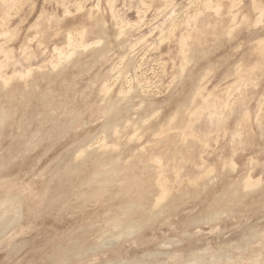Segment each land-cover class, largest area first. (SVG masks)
Masks as SVG:
<instances>
[{
    "label": "rangeland",
    "instance_id": "obj_1",
    "mask_svg": "<svg viewBox=\"0 0 264 264\" xmlns=\"http://www.w3.org/2000/svg\"><path fill=\"white\" fill-rule=\"evenodd\" d=\"M0 210V264H264V0H0Z\"/></svg>",
    "mask_w": 264,
    "mask_h": 264
},
{
    "label": "bare ground",
    "instance_id": "obj_2",
    "mask_svg": "<svg viewBox=\"0 0 264 264\" xmlns=\"http://www.w3.org/2000/svg\"><path fill=\"white\" fill-rule=\"evenodd\" d=\"M15 198H16V197H15ZM10 199H11V198H10ZM12 199H13V198H12ZM8 200H9V199H8ZM25 205H26V204H25ZM12 207H13V206H12ZM216 208H217V207H216ZM214 210H216V209H214ZM0 211H2V210H0ZM5 211H6V210H5ZM201 211H202V210H201ZM2 213H3V212H2ZM7 213H8V212H7ZM7 213H6V215H7ZM9 214H10V213H9ZM204 216H206V215H204ZM198 217H199V216H198ZM4 218H5V217H4ZM23 219H24V218H23ZM25 219H26V218H25ZM201 219H202V218H201ZM209 219H210V218H209ZM14 220H15V219H14ZM19 224H20V223H19ZM263 224H264V223H263ZM14 226H15V225H14ZM17 226H18V225H17ZM254 226H255V225H254ZM260 226H261V225H260ZM262 226H264V225H262ZM3 228H4V226H3ZM3 228H2V230H4ZM20 229H21V228H20ZM255 229H256V228H255ZM259 229H260V228H259ZM116 230H117V229H116ZM260 230H261V229H260ZM262 230H263V228H262ZM81 231H82V230H81ZM0 232H1V231H0ZM122 232H124V231H122ZM254 232H256V231H254ZM247 233H248V232H247ZM249 233H250V232H249ZM251 233H252V232H251ZM262 233H263V232H262ZM9 234H10V233H9ZM9 234H8V235H9ZM16 234H17V233H16ZM16 234H14V235H16ZM253 234H254V233H253ZM14 235H13V236H14ZM92 235H93V234H92ZM5 237H6V236H5ZM15 237H16V236H15ZM174 237H175V236H174ZM246 237H247V236H246ZM3 238H4V237H3ZM229 238H230V237H229ZM1 239H2V238H1ZM250 239H251V238H250ZM172 240H173V239H172ZM223 240H224V239H223ZM120 241H121V240H120ZM162 241L164 242L165 239L162 240ZM178 241H179V240H178ZM231 241H233V240H231ZM234 241H235V240H234ZM19 242H20V241H19ZM21 242H22V240H21ZM67 242H68V241H67ZM86 242H88V241H86ZM105 242H107V241H105ZM176 242H177V240H176ZM183 242H184V241H183ZM240 242H241V241H240ZM22 243H23V242H22ZM100 243H101V242H100ZM174 243H175V242H174ZM229 243H230V242H229ZM249 243H250V242H249ZM249 243H248V244H249ZM15 244H16V243H15ZM169 244H170V242H169ZM225 244H226V243H225ZM250 244H252V243H250ZM100 245H102V244H100ZM167 245H168V243H167ZM173 245H174V244H173ZM176 245H177V243H176ZM217 245H218V244H217ZM228 245H229V244H228ZM253 245H254V244H253ZM161 246H162V245H161ZM165 246H166V243H165ZM250 246H251V245H250ZM65 247H66V246H65ZM65 247H64V248H65ZM71 247H72V246H71ZM156 247H157V246H156ZM167 247H168V246H167ZM212 247H213V246H212ZM230 247H231V246H230ZM175 248H176V247H175ZM234 248H235V247H234ZM242 248H243V246H242ZM18 249H19V248H18ZM75 249H76V248H75ZM171 249H172V248H171ZM177 249H178V248H177ZM183 249H184V248H183ZM214 249H215V247H214ZM218 249H219V248H218ZM238 249H239V248H238ZM65 250H66V249H65ZM97 250H98V249H97ZM97 250H96V252H97ZM157 250H158V249H157ZM212 250H213V249H212ZM215 250L217 251V249H215ZM215 250H214V251H215ZM239 250H240V249H239ZM241 250H242V249H241ZM86 251H88V250H86ZM176 251H178V250H176ZM180 251H181V250H180ZM224 251H225V249H224ZM234 251H236V250H234ZM234 251H233V252H234ZM247 251H248V250H247ZM71 252H72V251H71ZM171 252H172V251H171ZM187 252H188V251H187ZM211 252H212V251H211ZM222 252H223V251H222ZM226 252H229V251H226ZM249 252H250V251H249ZM74 253H75V252H74ZM194 253H195V252H194ZM229 253H230V252H229ZM229 253H228V254H229ZM237 253H238V252H237ZM242 253H243V252H242ZM90 254H91V253H90ZM97 254H98V253H97ZM142 254H143V253H142ZM154 254H155V253H154ZM171 254H172V253H171ZM175 254H176V253H175ZM177 254H178V253H177ZM181 254H182V253H181ZM189 254H190V250H189ZM212 254H213V253H212ZM232 254H233V253H232ZM232 254H231V255H232ZM95 255H96V254H95ZM165 255H166V254H165ZM183 255H184V254H183ZM186 255H187V254H186ZM193 255H194V254H193ZM193 255H192V256H193ZM195 255H196V254H195ZM202 255H203V254H202ZM231 255H230V256H231ZM145 256H146V255H145ZM176 256H177V255H176ZM199 256H200V255H199ZM207 256H208V255H207ZM211 256H212V255H211ZM214 256H215V254H214ZM216 256H217V254H216ZM218 256H219V255H218ZM223 256H224V255H223ZM238 256H239V255H238ZM82 257H83V256H82ZM91 257L93 258V256H91ZM163 257H164V256H163ZM163 257H162V258H163ZM180 257H181V256H179V260H181V262H182V258L180 259ZM188 257H189V256H188ZM190 257H191V256H190ZM204 257H205V256H204ZM221 257H222V256H221ZM228 257H229V255H228ZM84 258H85V257H84ZM88 258H89V257H88ZM149 258H150V257H149ZM159 258H160V257H159ZM174 258H175V257H174ZM183 258H185V256H184ZM192 258H193V257H192ZM207 258H208V257H207ZM209 258H210V257H209ZM211 258H212V257H211ZM216 258H217V257H216ZM216 258H215V261H216ZM233 258H234V257H233ZM245 258H246V257H245ZM52 259H53V258H51V260H52ZM86 259H87V258H86ZM145 259H146V258H145ZM157 259H158V258H157ZM157 259H156V260H157ZM167 259H168V258H167ZM203 259H204V258H203ZM213 259H214V257L212 258V260H213ZM263 259H264V258H263ZM9 260H10V259H9ZM13 260H14V259H13ZM154 260H155V259H154ZM163 260H164V259H163ZM175 260H176V259H175ZM188 260H189V259H188ZM199 260H200V259H199ZM206 260H207V259H206ZM218 260H220V259H218ZM223 260H224V259H223ZM7 261H8V260H7ZM139 261H140V260H139ZM139 261H138V264H140ZM143 261H144V259H143ZM150 261H151V260H150ZM150 261H149V262H150ZM157 261H158V260H157ZM236 261H237V260H236ZM239 261H240V260H239ZM47 262H48V261H47ZM53 262H54V261H53ZM141 262H142V261H141ZM144 262L146 263V262H148V261L145 260ZM151 262H152V261H151ZM151 262H150V263H151ZM154 262H155V261H154ZM171 262H172V261H171ZM187 262H188V261H187ZM187 262H186V263H187ZM210 262H211V260H210ZM212 262H213V261H212ZM156 263H157V262H155V264H156ZM159 263L161 264V261H160ZM179 263H180V262H179ZM192 263H193V262H192ZM199 263H200V262H199ZM206 263H207V262H206ZM225 263H226V262H225ZM233 263H234V262H233ZM254 263H255V262H254ZM258 263H259V262H258ZM9 264H10V263H9ZM141 264H142V263H141ZM146 264H147V263H146ZM152 264H153V263H152ZM176 264H178V263H176ZM196 264H197V263H196ZM208 264H210V263H208Z\"/></svg>",
    "mask_w": 264,
    "mask_h": 264
}]
</instances>
